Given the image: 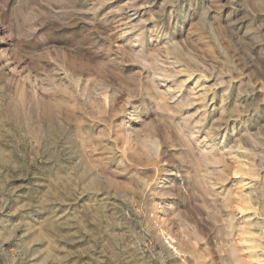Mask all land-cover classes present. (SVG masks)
<instances>
[{"label": "rangeland", "instance_id": "374dc122", "mask_svg": "<svg viewBox=\"0 0 264 264\" xmlns=\"http://www.w3.org/2000/svg\"><path fill=\"white\" fill-rule=\"evenodd\" d=\"M0 264H264V0H0Z\"/></svg>", "mask_w": 264, "mask_h": 264}]
</instances>
